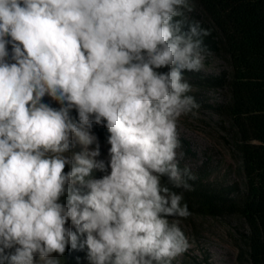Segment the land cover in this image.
Returning a JSON list of instances; mask_svg holds the SVG:
<instances>
[{"label": "clouds", "instance_id": "1", "mask_svg": "<svg viewBox=\"0 0 264 264\" xmlns=\"http://www.w3.org/2000/svg\"><path fill=\"white\" fill-rule=\"evenodd\" d=\"M194 6L0 0V264H60L69 246L90 264H172L191 247L169 184L196 179L177 151L201 107L184 72L211 55Z\"/></svg>", "mask_w": 264, "mask_h": 264}, {"label": "trees", "instance_id": "2", "mask_svg": "<svg viewBox=\"0 0 264 264\" xmlns=\"http://www.w3.org/2000/svg\"><path fill=\"white\" fill-rule=\"evenodd\" d=\"M205 18L188 15V21H199L209 29L204 44L214 54L223 53L229 68L210 74L185 71V77L199 79L227 89L229 98L216 108L234 121L232 135L241 158L245 186L238 183L214 185L202 177L189 180L192 190L175 188L183 193L190 212L208 214L224 212L243 216L248 225L244 233L246 251L252 264H264V0H197ZM45 100L58 107L55 101ZM75 115V113H73ZM107 140L110 135L103 125H93ZM162 182L168 183L167 178ZM60 264H90L87 248L73 250L70 246ZM172 264H178L173 260Z\"/></svg>", "mask_w": 264, "mask_h": 264}, {"label": "rangeland", "instance_id": "3", "mask_svg": "<svg viewBox=\"0 0 264 264\" xmlns=\"http://www.w3.org/2000/svg\"><path fill=\"white\" fill-rule=\"evenodd\" d=\"M194 5V11L188 15L205 18L206 13L197 0H194ZM229 67L228 58L223 53L211 52L204 61L202 71L216 74ZM185 79L192 85L190 94L194 95L201 107L197 117H181L178 124L181 147L177 151L181 169L187 165L196 178L200 176L204 181L218 186L238 183L243 189L245 175L232 137L234 121L216 108L229 98V91L202 84L199 79ZM92 131L100 144L101 155L97 159H103L107 163L110 144L94 127ZM180 153H183L182 158ZM93 175L99 178L103 173L96 171ZM169 219L171 221L173 218ZM71 227L75 231L74 226ZM180 227L189 238L191 247L174 260L178 264H252L244 240V233L248 231L249 225L240 214L226 211L214 215L196 210L188 218L180 219Z\"/></svg>", "mask_w": 264, "mask_h": 264}]
</instances>
